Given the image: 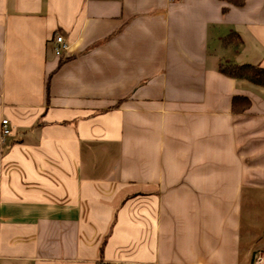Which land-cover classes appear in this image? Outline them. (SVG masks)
Returning a JSON list of instances; mask_svg holds the SVG:
<instances>
[{
    "label": "crops",
    "instance_id": "obj_1",
    "mask_svg": "<svg viewBox=\"0 0 264 264\" xmlns=\"http://www.w3.org/2000/svg\"><path fill=\"white\" fill-rule=\"evenodd\" d=\"M243 64L264 0H0V264H264Z\"/></svg>",
    "mask_w": 264,
    "mask_h": 264
},
{
    "label": "trees",
    "instance_id": "obj_2",
    "mask_svg": "<svg viewBox=\"0 0 264 264\" xmlns=\"http://www.w3.org/2000/svg\"><path fill=\"white\" fill-rule=\"evenodd\" d=\"M62 57V56H60ZM232 75L246 78L254 83L264 85V67L255 64L231 65L224 68ZM242 98V96H239ZM118 105V104H117Z\"/></svg>",
    "mask_w": 264,
    "mask_h": 264
},
{
    "label": "built area",
    "instance_id": "obj_3",
    "mask_svg": "<svg viewBox=\"0 0 264 264\" xmlns=\"http://www.w3.org/2000/svg\"><path fill=\"white\" fill-rule=\"evenodd\" d=\"M173 1V0H172ZM69 44L67 43L66 39L58 35L55 39V54L57 56H63L68 50H69ZM12 132V126L10 124V120L8 118H5L2 120V128H1V134L2 136H8ZM257 264L261 263V258L257 259L256 261Z\"/></svg>",
    "mask_w": 264,
    "mask_h": 264
}]
</instances>
